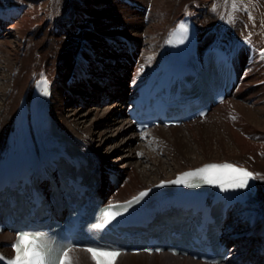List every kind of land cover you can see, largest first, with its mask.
Here are the masks:
<instances>
[{
  "label": "bare ground",
  "instance_id": "6f19581e",
  "mask_svg": "<svg viewBox=\"0 0 264 264\" xmlns=\"http://www.w3.org/2000/svg\"><path fill=\"white\" fill-rule=\"evenodd\" d=\"M205 1L209 0H140L142 3L138 0H122L121 3L114 5L109 2L108 10L113 18L107 17L108 26L99 21L98 13H95L98 16L92 21L93 26L106 41L99 48L105 45L109 49L110 46L107 45L109 44L112 49L102 53L99 58L96 54L97 48L93 50V46H85L83 41L75 43L72 47L67 46L63 43L62 37L55 35L60 0L55 1L51 11L44 9L42 3L29 5L27 1L22 0H0V3H3L0 8L8 7L0 11V31L3 27H7L8 30V36L7 33L0 35L2 63L0 64V172L14 162L20 150L19 145L23 139L20 122L24 99L28 101L31 121L30 109L35 90L41 81L49 79L54 89L49 107L51 114L64 136L77 146V151H84L92 160L93 158L96 160L93 162L97 164V168L94 167L95 173L91 179L97 182V187L102 188L99 197L108 196L111 202L127 201L141 191L176 178L186 170L211 162L232 161L238 167L258 174L255 176L258 189L256 196L245 203L235 204L230 209L227 219L229 221H226L222 228L221 240L224 237L225 242L231 247V257L220 264H264V0L260 1L259 5L250 2L244 4L242 0H229L230 4H226V7L224 3L221 6V0L218 2L213 0L217 11L211 8L203 18L201 8ZM83 3L86 7L85 0L78 2V6L81 7ZM234 3L236 8H233ZM127 6L137 9L144 15L148 10L151 11L149 18L150 20L153 18V22L147 28L144 19L136 23L133 20L135 17L128 18V16H137V14ZM24 10L25 14L20 20L16 22L12 19L16 15L19 17ZM221 10H227L226 14L228 12L230 16L236 17L237 25L229 26L227 20L223 21L222 25L216 23ZM75 11L70 13L72 18L78 17ZM83 12L87 17L90 14L85 9ZM119 14L127 18L124 21L119 20L120 18L116 19ZM188 16L196 21L201 59L210 49H226L235 62L238 80L233 90L227 94L225 101L212 106L205 118L176 127H153L140 137L139 133L135 132L136 128L131 117L128 116V108L134 105L133 101L138 97L137 89L151 79L155 70L165 67L171 58L175 57L178 51L176 44L180 33L179 25L184 24ZM82 18L79 16L77 19ZM49 19L50 24H48ZM40 26H44L45 35L42 30L39 32ZM115 26L121 29L118 30L119 32L116 31V36H121L109 41L107 36L114 35L106 31ZM72 27L76 26L72 25ZM123 28L125 31L122 30ZM30 32H34L33 37L28 36ZM13 33L15 36H12ZM143 34L148 36L146 42L151 45L149 49L140 48V45L136 44V39L139 40L138 38ZM129 36L135 39L127 38ZM45 43H48L47 48L40 47ZM58 49L60 51H57ZM107 62L111 65L107 66ZM98 70L99 74L96 73ZM7 72L9 73L6 74ZM82 94H87L90 98L116 96L127 99L125 122L112 105L104 110V117L101 115L99 123L87 124L86 119L95 107H90L86 113H82V110L70 104L72 102L68 104L64 100V97H69L68 95L79 97ZM236 97H240L241 100L235 99ZM71 100L75 99L71 98ZM87 105L89 106V103ZM116 106H120V103ZM108 114L111 116L103 122ZM233 116L237 117L236 121L231 118ZM231 122L239 126V132L233 129ZM117 125L118 130L119 125H123L122 127L128 130L120 134L121 138L117 145L121 148L118 149L114 162L110 163L105 159L106 156L101 157L98 153L106 143L108 136H106V126L114 128ZM223 129L232 137L227 138L228 140L222 138L223 140L217 142L215 155L195 156V152L185 143L192 138L201 142L202 137L215 131L222 135ZM132 130L133 132L130 133ZM31 131L37 161L34 168L40 172L53 168L46 160L47 156L44 153V150H47L46 144L37 139L32 129ZM150 144L154 148L159 145V148L166 149L163 157L157 156L155 150L154 152L147 148L146 145ZM227 148L228 154L224 152ZM136 150L137 152L134 153ZM109 151L105 149L102 155ZM143 158L148 159L145 164ZM93 162L90 164L93 165ZM106 169L114 173L113 184L109 179L104 182L103 175ZM118 182L122 184L119 185V189L114 190L113 187ZM14 237V233L9 230L0 232V252L4 257L13 256L11 244ZM63 264H94V262L89 253L72 248ZM115 264L208 263L194 260L191 255L174 256L165 251L160 254L122 253Z\"/></svg>",
  "mask_w": 264,
  "mask_h": 264
},
{
  "label": "rangeland",
  "instance_id": "374dc122",
  "mask_svg": "<svg viewBox=\"0 0 264 264\" xmlns=\"http://www.w3.org/2000/svg\"><path fill=\"white\" fill-rule=\"evenodd\" d=\"M2 1V0H1ZM23 2L27 1V3L29 5H33V4H41L42 3V7L44 9H47L49 11H51L53 5L55 4V1L57 0H22ZM81 1V0H80ZM79 0H60V3L58 4V7H59V11L57 13V17H56V20H57V25H55V35L58 36V37H62L63 39V43L66 44L67 46H73L75 43L79 42V41H83L84 45L85 46H93V50H95V48H97L96 50V54L97 56H99V58L101 57L100 55L102 53H105V52H108V51H112L111 49V45L107 44L108 46H110V48L108 49L107 46L104 45L103 48H99L100 45H103V43H106L103 35L101 33H99L96 28L93 26V23L92 21L95 20V17H97L98 15H96L97 13L99 14V21L101 22H104L106 25L109 24V21H107V17L109 18H113L112 15H110L109 13V10H108V4L109 2L112 3L113 5L115 3H121L122 0H85L87 6L84 7L83 5H85V3H83L82 5H80L81 7L78 6V2H80ZM140 2V0H138ZM217 2L219 0H216ZM229 0H221V6L223 5V3L225 4V7L227 6L226 4H230L228 3ZM262 0H242V3H253V4H261ZM44 2V4H43ZM77 3V4H76ZM142 3V2H140ZM61 4V5H60ZM152 4V3H151ZM3 6V3H0V6ZM65 5V6H64ZM89 5V6H88ZM120 4H118L119 6ZM83 6V7H82ZM210 6V7H209ZM66 7V8H65ZM73 8V9H72ZM88 8V9H87ZM127 8H129V10L133 11L134 14H137V16L133 15L131 17L128 16V18H133L135 17V19H133L136 23H140L141 21H143L142 19L145 20V27L147 28L149 26V24L151 22H153V18L150 20V16H149V13L151 11L148 10V13H146L145 15L142 13V12H139L137 11V9H134L133 7L131 6H127ZM137 8V7H136ZM213 9L215 11H217L216 9V6L214 5V2L213 0H209L208 2L205 1L204 4H203V7L201 8V13L203 15V18L206 17V14L207 12L209 11V9ZM4 8H0V11H2ZM86 10L87 12H89L90 14H88V17H87V14H85L83 12V10ZM227 9V8H226ZM73 10H76L75 13L76 15H78L77 18H79V16L83 17L82 19H77L75 18V16L72 18L71 17V14L73 13ZM107 10V11H106ZM63 11V12H62ZM214 11V12H215ZM225 11L227 10H221V14L218 18V22L216 23H219V25H222L221 23L226 20H229V23L230 24L229 26H232L234 27L236 24V17L234 16H230L229 13L227 12V14L225 13ZM94 12V13H93ZM71 13V14H70ZM93 15H92V14ZM96 13V14H95ZM25 14V10L24 11H21V15L18 17L17 15L14 16L12 19L15 20L16 22L18 20L21 19V16ZM85 14V15H84ZM102 14V15H101ZM225 14V15H224ZM116 16V15H115ZM114 16V17H115ZM118 18L116 19H119V20H125V18H127L126 16H123L122 14H119L117 15ZM228 16V17H227ZM86 17V18H85ZM229 18V19H228ZM77 19V20H75ZM115 19V18H114ZM115 19V21H117ZM83 20H86V21H83ZM221 20V21H220ZM107 21V22H106ZM119 22V21H117ZM235 22V23H234ZM6 23V22H5ZM76 23V24H75ZM50 24V19H49V23ZM47 24V25H48ZM233 24V25H232ZM72 25H75L76 27H72ZM237 25V24H236ZM108 26V25H107ZM78 27V28H77ZM38 29L39 32L42 30V33L43 35H45V31H44V26H40ZM81 30V31H80ZM118 30H121L118 28V26H115L113 28H108V31H106V33H112L114 36H107L108 40L110 41L112 38H115V37H118V36H121V35H117L116 36V31L119 32ZM122 30L125 31V29L123 28ZM34 32H37L36 30H34ZM34 32H30L28 33V36L29 37H33L34 36ZM4 33H7L6 35L8 36V30H7V27H3L2 30L0 31V35L4 34ZM133 33V32H132ZM131 33V34H132ZM41 34V33H40ZM12 36H15V33L12 34ZM88 36V37H87ZM96 36H98L99 38H97ZM131 36L127 37L129 39H135V38H130ZM148 36L143 34V36L141 38H138L139 40L136 39V44L137 45H140V48H145V49H149V47L151 48V45L149 46V44H147L146 40H147ZM78 45V44H77ZM40 47H42L43 49L44 48H47L48 47V43H45L44 45H40ZM77 46L75 45V48ZM57 51H60L59 49ZM78 52V51H77ZM122 53V52H120ZM77 55V53H76ZM75 55V56H76ZM75 56H72L73 58ZM73 58L71 59V61L73 60ZM0 64H2L0 62ZM107 66H110L111 64H109L108 62L106 63ZM98 68V67H97ZM9 72H7L6 74H8ZM96 73H100V71H96ZM13 75V74H12ZM1 76V75H0ZM98 83V82H96ZM96 94V93H95ZM95 94H94V97H95ZM69 97H64L65 99V103H68L69 102H72L70 103L72 106L74 107H77L79 110H82L81 112L82 113H86L88 111V109L90 107L94 108V110L92 112H90V115L87 117V124H96V123H99L100 120H101V117L103 116L104 117V110L107 108V106H114L115 109L117 110L116 112H118L120 114V116H122L123 118V121L125 122V107H126V101L127 99H123V98H116V96H100V97H97V98H90L89 96H87V94H82L81 96L79 97H73V95H68ZM71 98L75 99V100H71ZM235 99H240V97H236ZM91 100H95V101H92ZM234 100V99H233ZM241 100V99H240ZM91 103H90V102ZM89 103V106L87 105ZM120 103V106H116V104ZM251 104V103H249ZM99 114H98V112ZM95 111V112H94ZM101 112V114H100ZM97 113V114H96ZM215 113H217L215 111ZM102 115V116H101ZM100 116V117H99ZM111 116V114H108L105 121L103 122H106L107 121V118H109ZM212 117H214V114H212ZM211 117V118H212ZM210 118V119H211ZM232 119H235L236 121V118L235 116L231 117ZM93 119V120H92ZM209 119V120H210ZM96 120V121H95ZM234 121V122H235ZM124 122H122V124H124ZM209 122V121H208ZM234 122H231V126L233 127V129L235 131H238L239 132V126L238 125H233ZM106 125V123H105ZM123 126V125H122ZM121 125H119V130L117 129L118 128V125L115 126L114 128H107L108 126H106V129L105 131L106 132V143L105 145H103V147H101L99 149V155L101 154V157L102 156H106V160L110 163L114 162L115 158L117 157V153H118V149H120L121 147L117 144H119V141H120V134L122 133H126V131L128 130V128H125V127H122ZM235 126V127H234ZM103 130V129H102ZM134 130V129H133ZM133 130L130 132L132 133ZM181 130H185V128H181ZM226 130H222V135H224V137L221 135V133L219 134V132H216L213 133V134H210L208 136H204L201 138V142L195 138H192L190 139L189 141H185L186 145L188 144V148L193 150L195 152V156L197 154H213L215 155L216 154V145H217V142L219 140H221L222 138H226V140H228L227 138H231V134L228 133H225ZM114 132V133H113ZM184 132V131H182ZM215 134V135H214ZM221 135V136H220ZM111 136V137H110ZM140 136V135H139ZM217 136V137H216ZM141 137V136H140ZM216 137V138H214ZM148 138V137H147ZM208 138V139H207ZM248 138V137H247ZM222 139V140H223ZM204 140V141H203ZM215 140V141H214ZM207 141V142H206ZM136 142V141H134ZM199 142V143H198ZM214 142V143H212ZM203 143V144H202ZM131 145V144H129ZM147 148H150V150H155L154 152L157 153V156L159 157H163L164 155V152L166 151V149L164 148H159L160 146L157 145L155 148L152 147V144L150 145H146ZM208 146V147H207ZM110 148L109 150L107 148ZM115 147V148H114ZM146 148V149H147ZM106 149V151H109L107 154H103V151ZM116 150V151H115ZM161 150V151H160ZM110 152H113V153H110ZM137 150L134 152L136 153ZM215 152V153H214ZM225 153H229V150L228 148L224 150ZM121 154V153H120ZM192 155V156H194ZM148 161V159H144L143 158V164H145L146 162ZM105 175L104 176V182H107V179L108 177L110 176L109 175V172L105 171L104 173ZM120 186H118L116 189H119ZM244 227V226H243ZM234 246V245H232Z\"/></svg>",
  "mask_w": 264,
  "mask_h": 264
},
{
  "label": "snow or ice",
  "instance_id": "6c2138e0",
  "mask_svg": "<svg viewBox=\"0 0 264 264\" xmlns=\"http://www.w3.org/2000/svg\"><path fill=\"white\" fill-rule=\"evenodd\" d=\"M236 8V4H233ZM181 32H187V26L180 24ZM48 94L47 89L44 92ZM207 174V175H206ZM222 174V175H216ZM258 174L247 171L246 169L238 168L232 164L207 165L204 168L197 169L194 172L183 174L179 179L172 181L173 184H184L191 179H202L208 184L218 185L222 190L228 189H245L249 186V180L254 179ZM188 187H194L192 183H187ZM147 193H141L140 197L134 201L127 202L124 205H109L102 210L105 224L110 223L118 215H121L132 203H136L140 198H143ZM104 225L97 224L96 228H102ZM12 248L14 257L6 262V264H61V259L68 257L72 251V245H65L52 250L50 241L46 234L24 232L17 236ZM85 252L89 253L94 264H115L116 259L121 256L119 249H105L101 247H86ZM151 252V250H146ZM159 251V250H157ZM107 258V259H104ZM2 259V257H0Z\"/></svg>",
  "mask_w": 264,
  "mask_h": 264
},
{
  "label": "water",
  "instance_id": "95a60500",
  "mask_svg": "<svg viewBox=\"0 0 264 264\" xmlns=\"http://www.w3.org/2000/svg\"><path fill=\"white\" fill-rule=\"evenodd\" d=\"M258 192V191H257ZM255 193H253V195H254ZM257 194V193H256ZM256 196V195H255ZM254 198V197H253Z\"/></svg>",
  "mask_w": 264,
  "mask_h": 264
}]
</instances>
